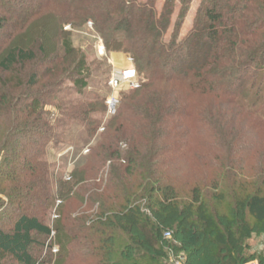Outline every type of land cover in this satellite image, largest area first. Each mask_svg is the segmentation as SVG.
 I'll list each match as a JSON object with an SVG mask.
<instances>
[{"label": "trees", "instance_id": "1", "mask_svg": "<svg viewBox=\"0 0 264 264\" xmlns=\"http://www.w3.org/2000/svg\"><path fill=\"white\" fill-rule=\"evenodd\" d=\"M88 1L0 0V9L6 6L9 9H3L4 16L16 17L17 14L20 18H32L46 7L69 9L92 22L107 53L128 56L137 73L138 88L120 96L117 112L91 148V156L83 159L69 175L71 180L76 173L85 176L88 171L92 172L94 165L90 160L93 162L94 159H98L96 164H104L109 157L125 166L114 169L109 187L106 186L107 192L115 195L117 206L100 200V210L94 213L96 221L81 229L93 230L95 236L106 234V238L97 243L100 251L99 256L96 255L100 259L98 264H137L145 255L164 259L165 233H170L176 244L181 237V247L175 249L184 254L185 264L250 263L254 257L247 254L248 241L253 230L244 216L248 215L257 225L264 224V161L256 172L257 182L252 190L248 189V182H241L243 177L239 180L238 176L229 178L234 182L225 187L221 183L226 177L218 180L213 176L211 189L207 190L204 179L180 184L172 175L177 161L189 153L183 146L175 151L171 146L180 138L182 129L186 132L202 131L203 142L224 135L229 149L234 150L232 160L235 161L242 152L253 148L248 144L249 141L254 143L248 133L264 132V42L247 51L252 46L251 39L263 37L264 13L261 18H252L251 6L255 1H262L260 12H255L259 15L264 12V0H202L192 29L183 39L179 38V31L193 0H180L178 18L169 40L164 36L175 11V0H165L160 11L156 8L157 0L144 3L138 0H94L91 7L83 5ZM16 10H20V14ZM3 21L0 18V22ZM238 43H242L241 47ZM63 48L65 55L71 52L68 43H64ZM33 60L31 52L10 49L0 60V71L11 73L16 67ZM43 63L46 65L44 70H37L31 76L26 86L28 90L22 87L19 91L18 87L12 89L5 85L0 91V119L8 122L7 129L11 128L0 146V153L10 151L8 137L14 133V140L22 134L33 140H44L40 143L43 146L38 148L41 155L44 146L52 145L54 140L57 142L51 132L52 122L43 116V96L34 97L31 91L39 82L51 78L55 69L56 74L60 72L57 69L59 61L43 60ZM65 75H59L58 81L55 79L52 84L59 83L63 77L72 85L74 94L84 97L90 78L84 59ZM105 99V96L94 93L90 103L87 99L74 102L100 105ZM222 105L240 111L237 114L242 119L237 121L227 112L221 113ZM81 107H71L70 110L74 111L70 116L61 112L57 117L60 119L58 125L80 124L90 138L99 128L102 116L92 118L89 113L93 110ZM214 120L218 127H224V134L213 127ZM238 132L248 136L237 138ZM123 143L129 146L127 152L122 151ZM16 148L14 143L11 146L14 153ZM40 154L30 153L29 157L36 159L34 164H26L25 160L14 171L0 175L4 180L14 179L10 181L13 189L9 199L10 204L17 205V210L22 202H35L46 208L54 205L49 186L53 172ZM232 160L227 163L230 165ZM222 175L227 176V171L222 170ZM27 176L36 180L34 178L35 181L29 183L19 180ZM127 179L132 181L129 183ZM56 181L58 195L62 198V191L68 183L60 179ZM204 190L213 193L208 200ZM227 196L234 204V219L219 217L214 211L211 213L208 201L222 202ZM113 208L118 210L113 211ZM61 218L59 215L52 230L26 212L13 216L11 231L6 233L0 229V264L4 261L32 264L29 249L34 244V235L47 238L53 235L56 256L68 259L77 238L74 230H65L59 221ZM96 223L101 225L100 229H95ZM112 232L121 233L126 238L122 247L116 248ZM261 257L259 264H264V256Z\"/></svg>", "mask_w": 264, "mask_h": 264}, {"label": "rangeland", "instance_id": "2", "mask_svg": "<svg viewBox=\"0 0 264 264\" xmlns=\"http://www.w3.org/2000/svg\"><path fill=\"white\" fill-rule=\"evenodd\" d=\"M30 1L31 0H29V2ZM138 1L140 3L146 2V0ZM164 1L165 0H157L156 8L158 11L161 10ZM201 2L202 0L192 1L184 23L179 31L180 39H183L192 29L193 19L196 18ZM93 3L94 0H89L87 3L84 2L83 5H92ZM261 6L262 1H255L253 3L251 6V8H253L251 12L252 18H261L260 15L264 12H261L259 15L256 14L258 11L260 12ZM1 7H3V9L6 8V6ZM180 7V0H175V11L171 18L169 29L164 36L167 40H169L170 35L174 31L173 29L178 18ZM3 9H0V18L2 21L4 20L0 22V26H2L0 29V60L6 55L7 51L14 48L31 52L34 56V60L22 67H16L11 73L0 71V91L5 85L12 89L18 87L19 91L22 90V87L27 89L26 86L31 76L35 74L37 70H39V72L44 70V66L46 65H44L43 60L59 61V67L57 69H59L60 72L56 74L57 72L55 69L53 73L55 72L56 75L53 74L51 78L49 77L39 82V84L31 90L34 97L43 96L41 99L44 109L43 116L44 119L47 118V120L52 122L51 132L54 135V139H57V142L54 140L52 145L48 146L47 144L44 146L41 155L39 153L40 149L38 150V148L43 146V143H40L44 140H33L23 136V134L14 140V133L12 136L8 137L11 140V144L8 145V150L10 151H8V153H0L1 175L5 171H14L18 167L17 165L22 163V161L26 160V164H34L33 162H36V159H31L29 155L32 152H38L43 161L50 166V170L53 172L49 186L51 188L50 195L54 198V205L52 208H46L35 202H22L20 208L17 210V205L10 204L9 199V195L13 189V184L10 181L14 179L4 180V178L0 176V229L9 233L13 224V216L16 217L21 215L22 212H26L31 217H36L42 225L53 230L55 223L58 222L59 215H61L62 218L59 220L61 225L64 226L66 231L70 229L74 230L77 238L76 242H74L70 248V257H68V259H59L56 254L52 252L53 248L56 249V247L52 246L53 235L49 238L42 235H34V244L29 249V253L32 257V264H98L100 262L98 257L100 251L97 243L100 239L106 238V234L100 237V235L95 236L93 230L85 231L81 229L90 226L91 223L96 221L94 213L100 210V200L107 202V204L113 207L117 206V201L114 200L115 195L113 193L109 194L106 190V186L109 187V179L114 169L122 165H120L118 161L109 159V157L107 158L109 161H105L104 164H96L98 159H94L93 162L90 160L92 165H94V170L92 172L88 171L85 176L76 173L73 175L74 177L72 176L73 178L71 177V180L69 179V175L75 167L82 163L83 159H86L87 156H91V148L97 140H99V136L103 133L104 129H106L109 120L115 115H107L105 102L104 104L99 103L100 105H89L87 103L80 104L74 101L77 99H87L89 101L88 103H90V99L94 97L95 93L105 96L106 99L114 96L119 102L120 96L122 97L125 95L126 91L130 90H126L124 86L116 90L110 89L108 81L115 72L128 70L131 69V67L134 68V66L132 62H128L130 58L126 55L107 53L101 36L96 32L92 22L81 18L69 9L46 7L32 18H20L17 17V14L16 17L9 14H5L4 16L3 12L5 11ZM8 9L9 8H6V10ZM25 9L24 7L23 11ZM17 11L18 10H16V12ZM17 13L20 14V10ZM251 40L249 42L252 43V46L249 47L247 51L258 48L264 42V33L263 37ZM64 43H68L71 48V52L68 55L64 54ZM241 44L238 46L241 47ZM100 47L103 48V52L100 51ZM113 57L121 59L123 63H114ZM81 59H84L90 76L88 87L83 92L84 97L74 94L72 92V85L63 80V77L60 79L59 83H56L59 75L64 76L69 70L71 71ZM63 71L64 74L62 75ZM55 79L57 81L52 84ZM137 83L139 86L138 78ZM73 106L77 108L80 106H82L81 108L86 107V109L89 108L88 111L93 110L89 113V116L92 118H99L102 116L100 117L101 124L97 131L93 133L92 137L88 138L86 136L88 132L85 131L80 124L71 125V123H67V125L65 124L66 126L58 125L60 119H57V117L61 116V112H65L64 114L66 116H70L74 111L70 110ZM220 112H227L231 117L237 119V121L242 119L240 115H238L240 111L230 105H222ZM63 121L61 120V122ZM215 122L214 120L213 127L216 131L224 134L226 131L224 127H218ZM7 123H5L3 119H0V146L4 143L5 139H7L11 130V128L7 129ZM239 130L240 129H238V131ZM200 132L202 131L186 132V130L182 129L180 138L176 139L175 145L171 146L174 151L179 150V148L182 149L183 146L185 151L189 153L186 154L187 156H185L184 159H179L177 161L172 173V175L178 179L179 183L182 184L187 180L194 182L196 179H204L206 188L209 190L212 186L211 178L213 176L218 180H222L223 177H226V181H222L221 183L223 187L234 182L233 179L229 181V178L238 176L239 180L240 177H243L241 178V182H248V185H250L248 189L252 190V187H255L257 182L255 177L256 172L259 171L264 161V132L256 135H252L251 132L248 133V138L251 137V139L254 140V143L251 144L250 141L248 143L249 146L253 148L242 152V156H237L235 161L232 160L234 150L231 148L229 149V144L226 143L227 139L225 140L226 137L224 135V137L222 135L220 137L217 135L212 140L203 142ZM202 134L205 135V133ZM245 135L244 133L241 134L238 132L236 137L239 138ZM14 143L17 144L15 153L11 149ZM123 144L125 146L123 145L122 151L127 152L129 146L127 143ZM185 151L182 152L184 153ZM26 154H28V156H26ZM217 156L219 157L216 158ZM229 159L233 161L230 165L227 163ZM166 169L168 168H165V170ZM222 170L227 171L228 175H222ZM3 175L5 176L6 174L4 173ZM34 178L35 177H32V179H30V177L27 176L26 179L19 180H24L25 183H29L34 180ZM59 179L68 183L63 189L65 191H62V198L58 195L59 185H57L56 180ZM127 180L129 183L132 181L130 179ZM236 188L237 187H235V189ZM201 189L205 188L201 187ZM220 191L221 190H219V192ZM205 192L207 193H205V195H207L206 200H208V197L212 196L213 193L211 191ZM208 202L211 205H209L212 209L211 213L214 211L219 217H224L226 219L235 218V208L230 196H227L222 202L211 200ZM113 209V211L118 210L117 208ZM11 214L13 216H11ZM244 217L252 226L253 230L251 239L248 241L249 253L247 254H252L254 257L253 261L250 263L259 264V260L262 258L261 256H264V224L257 225L248 215ZM83 224L84 226H82ZM97 228H101V225H98V223L95 224V229ZM112 233L116 248L122 247L121 244H124L126 238L121 233ZM109 234L110 233H107L108 236ZM178 238L177 244L174 243L172 235L163 242L162 248L166 254V258L156 259L152 255H145L143 260L137 264H185L184 254L176 252V249L181 247L179 243L181 237ZM247 254L244 253L246 257L248 256ZM2 264L17 263L13 261H4Z\"/></svg>", "mask_w": 264, "mask_h": 264}, {"label": "built area", "instance_id": "3", "mask_svg": "<svg viewBox=\"0 0 264 264\" xmlns=\"http://www.w3.org/2000/svg\"><path fill=\"white\" fill-rule=\"evenodd\" d=\"M129 63L131 60H128ZM130 70V69H129ZM129 70H123L118 71L113 74V76L109 79L108 85L110 86V89H118L122 86L126 88V90H135L138 87L137 83V73L134 68L131 67V71ZM106 109H107V115L114 116L117 112V108L119 105V102L116 97L112 96L105 100ZM171 237L170 233L164 234V239H169ZM56 249L53 248L52 252L56 253ZM180 264V263H176Z\"/></svg>", "mask_w": 264, "mask_h": 264}, {"label": "crops", "instance_id": "4", "mask_svg": "<svg viewBox=\"0 0 264 264\" xmlns=\"http://www.w3.org/2000/svg\"><path fill=\"white\" fill-rule=\"evenodd\" d=\"M113 61H115L114 63H118V64L123 63V61L121 59H119V58H114L113 57ZM248 264H255V263H248Z\"/></svg>", "mask_w": 264, "mask_h": 264}, {"label": "bare ground", "instance_id": "5", "mask_svg": "<svg viewBox=\"0 0 264 264\" xmlns=\"http://www.w3.org/2000/svg\"><path fill=\"white\" fill-rule=\"evenodd\" d=\"M102 45V44H101ZM100 51L101 52H103V48L102 47H100ZM129 62V61H128ZM129 70V69H128ZM129 71H131V69L129 70Z\"/></svg>", "mask_w": 264, "mask_h": 264}]
</instances>
